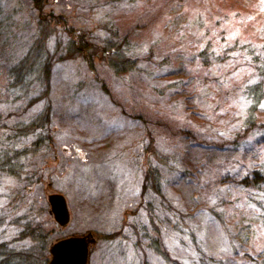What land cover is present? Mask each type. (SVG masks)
Wrapping results in <instances>:
<instances>
[{"label":"rangeland","instance_id":"1","mask_svg":"<svg viewBox=\"0 0 264 264\" xmlns=\"http://www.w3.org/2000/svg\"><path fill=\"white\" fill-rule=\"evenodd\" d=\"M96 2L0 0V248L34 264L91 232L87 264H264V200L241 182L264 172V94L252 119L241 89L245 54L264 57V0ZM104 40L121 47L117 67ZM23 64L32 80L14 94ZM34 118L49 145L16 130ZM52 192L67 201L64 227Z\"/></svg>","mask_w":264,"mask_h":264},{"label":"trees","instance_id":"2","mask_svg":"<svg viewBox=\"0 0 264 264\" xmlns=\"http://www.w3.org/2000/svg\"><path fill=\"white\" fill-rule=\"evenodd\" d=\"M88 1H90V0H88ZM109 1L110 2H114L116 0H109ZM95 3H97L96 0H93L92 5L90 3V6H93L92 7L93 10L96 9V7H97ZM98 4H99V2H98ZM38 23H41L43 25V23L40 22V21H38ZM44 24H46V22H44ZM45 30L43 29V33L45 32ZM43 39H41V41H43ZM102 43H103V45H102L103 49H106V48L108 49L109 48V49H111L113 51V54H112V52L110 54L111 55V57H110L111 60L108 62V64H111L112 67H117L119 62L121 63V62L125 61L124 57H122L121 54H120L121 47L119 46V43L117 41L104 40V41H102ZM42 45L44 46V44L38 43V41H37V42H35L34 47L36 48L38 46V47L41 48ZM78 47H77V50H78ZM206 49L207 48L205 47L202 51H200V53H199L200 57H206L207 56ZM31 53H32V51H30L29 55ZM114 54H116L115 57L113 56ZM245 55L251 57L250 59H252L251 63H252V67L253 68H252L251 74L249 75L248 79L241 85L242 86L241 89H243V91H242V93H244L243 97H245L246 100L248 99L250 101V103L248 105V108H247V110L249 112V118L251 117L252 119H254V112L256 111V109L258 107V103L260 102V100L262 99V96L264 94V92H263L264 91L263 90V84H264V57H261L259 55L254 56L252 53L251 54L248 53V54H245ZM46 64L39 71L38 77L42 80L41 82L39 80V82L41 84L47 78L46 76H47L48 73H47V67H45ZM28 70L29 69L26 68L25 64L21 65V68H20V65H19V67L17 69H15V71L19 72V75H15V72L12 69L13 78L15 79L13 81L14 84L12 86V89H13L12 91H13L14 94H16L14 89L23 88L21 86L22 85V83H21L22 81L24 82V81H31L32 80V77H29L28 78L29 80H26L27 77H28ZM16 97L20 98L19 96H16ZM22 97H24V96H21V98ZM40 97H41L40 94H38L36 97H34V99L31 100V102H29L27 104V106L31 105L35 101H38L39 99H41ZM43 118H40L38 120L34 118V119H32V121H30V123L23 125L22 128L18 129L16 127L17 128L16 130L19 131L20 134H22V135L23 134H25V135L26 134H32V136L34 135L36 137H39L40 141H41V138H42V142H47L48 145H49L50 141L52 139L48 138L49 134L45 133L46 130L42 131V129L45 128L44 121L46 120V119H43ZM38 130H41V131H38ZM6 141L10 142V144H11V142H13V140H8V139ZM40 141L38 140V141H36V143L40 142ZM32 146H36V144L33 143ZM151 146L150 145L148 146L149 147L148 151L153 150V152H154L153 154L155 155V161L160 159V161L161 160L163 161L162 164H164V165L167 164L170 168H174L173 167L174 166L173 165L174 162L172 160L167 161V160H164V158L161 159L159 157V155H157V152L154 149V147H151ZM194 148H196V146H193V145L186 146L185 150H184L185 151V155H187ZM14 149H16V148L12 145V148H10L9 151H8V149H6V151L9 152V153L13 151L12 152V156L16 157L15 155H17V150H14ZM21 151L24 152L25 150H21ZM28 152H29V150H28ZM20 154H23V153L19 152L18 155H20ZM3 160H1V161H3ZM157 166H160V164L156 163L153 166H151L150 169H149V175H148L149 178H153L152 180H153V183H154V188L156 187L155 188L156 192L158 190L159 179H160V177H159L160 176V174H159L160 171H159V167H157ZM3 168L5 169L4 172L7 173V174L9 172L10 173L15 172L13 170L12 166L11 167L5 166ZM16 171H18V170H16ZM19 172H20V170H19ZM33 175H36L35 178H33V179L35 181H37L38 178H39V174H36L34 172ZM27 178H29L28 174L25 176V179H27ZM241 182L246 187L250 186L255 191L254 193L257 196H259L260 199L264 200V172L261 169L251 170L249 172V174H245L244 175V177L241 180ZM26 189H30V188H28V186H26ZM20 199H21V196H19V200ZM25 227H26L25 231H26V233L29 235V237L31 239H33V240L36 239V238L40 239L41 235H38V233H37L38 231L36 230L37 227L35 225L31 226V223H29L28 225H25ZM28 259H29L28 253H26L25 251H22L21 249H19V247L18 248H14V249L13 248H5V247L4 248L3 247L0 248V264H33ZM47 261H48V257L46 255H44L43 259L41 261H39V262H36V263L37 264H44ZM36 263H34V264H36ZM201 264H213V263L210 262V261L209 262L202 261Z\"/></svg>","mask_w":264,"mask_h":264},{"label":"water","instance_id":"3","mask_svg":"<svg viewBox=\"0 0 264 264\" xmlns=\"http://www.w3.org/2000/svg\"><path fill=\"white\" fill-rule=\"evenodd\" d=\"M47 200L55 226H66L70 220V212L64 195L52 192L47 195ZM94 242L95 238L91 232L61 238L50 245L48 264H87L89 245Z\"/></svg>","mask_w":264,"mask_h":264}]
</instances>
